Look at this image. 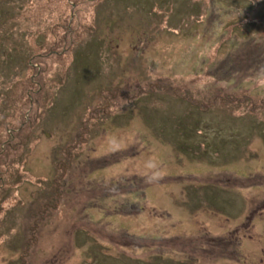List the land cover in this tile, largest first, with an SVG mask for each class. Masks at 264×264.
Masks as SVG:
<instances>
[{
    "label": "rangeland",
    "instance_id": "rangeland-1",
    "mask_svg": "<svg viewBox=\"0 0 264 264\" xmlns=\"http://www.w3.org/2000/svg\"><path fill=\"white\" fill-rule=\"evenodd\" d=\"M86 226L108 263L264 264V0H0V264H95Z\"/></svg>",
    "mask_w": 264,
    "mask_h": 264
},
{
    "label": "flooded vegetation",
    "instance_id": "flooded-vegetation-1",
    "mask_svg": "<svg viewBox=\"0 0 264 264\" xmlns=\"http://www.w3.org/2000/svg\"><path fill=\"white\" fill-rule=\"evenodd\" d=\"M150 93H152V92H150ZM160 93L161 94H164V92H160ZM137 95L138 94H136L134 96H137ZM134 96H132V97L135 98ZM135 100H136V98H135ZM101 115H102V113L96 114V116H94V118H92V120H95V119L99 118V116H101ZM103 115L107 116L106 114H103ZM111 117L112 116L110 115V118ZM37 124L39 125V122L37 123V121H35L34 123L33 122L30 123V125H31V127H30L31 129L30 130H32L33 127L37 126ZM12 140L13 139L10 136L9 143ZM58 197H59V195H58ZM85 228H87V229H85V234L87 235L86 237L89 238V239H91L92 241H94V243H93V245H88L87 249L84 251V255L83 256H85L87 258L92 257L93 258L92 261L95 264H114L113 262L108 263V262H106V260H112V261L115 260L117 262L120 257L114 256L112 254H110L109 255L110 257H108V258H106V257L104 258V256L101 253V250H103L104 246L101 245V244H99V243L97 244V242H96V236H95V234H93L92 232H90L91 230L89 229L88 226H86ZM64 232H65V236L67 238V239H65V241L70 242V243L71 242H74V244H76L78 242L77 241V235H76L78 233L77 230L74 231L73 229H70V230L64 231ZM91 235L94 236V237L91 238L92 237ZM104 236L108 239V241H109L110 244L116 245L112 241V238H113L112 236H110V235H108L106 233L104 234ZM30 237H31L30 238V241H34L35 240L34 238H36V237H34V235H31ZM84 244L87 245L85 241H84ZM110 244H107L106 243V245H105L106 248L113 247V245H110ZM108 245H110V246H108ZM62 247H63V249H61ZM62 247H59L60 249L57 250V252H60L61 251L60 253H57V255H53L52 257L50 256L48 258V264H66L70 260L72 261V256L74 254V247L71 246L70 251H69V249L66 246H62ZM55 250H56V248H55ZM29 251H30L29 248L23 247V251H21L20 253L17 254L16 260H19V264H31V263H33V260L30 261L29 259H27L29 257V254L31 252H33V251H31V252H29ZM144 253H145V255H149L148 257H146V259H144L145 264H167V260L164 259V258H162V257L161 258L155 257V258L152 259L151 258V256H152L151 251L150 252H144ZM152 260H153V262H151ZM135 261H137V260H135ZM88 262L91 263V260L88 261ZM179 264H180V262H179Z\"/></svg>",
    "mask_w": 264,
    "mask_h": 264
},
{
    "label": "bare ground",
    "instance_id": "bare-ground-1",
    "mask_svg": "<svg viewBox=\"0 0 264 264\" xmlns=\"http://www.w3.org/2000/svg\"><path fill=\"white\" fill-rule=\"evenodd\" d=\"M42 86V85H41ZM35 90H36V88H35ZM38 91L40 92V94L42 93V87H40V86H38ZM44 94V93H43ZM42 94V95H43ZM41 97L42 96H36V94H34L33 93V96L30 98V104H29V112H31V111H33L35 114L39 111V109H41V106H40V104H41ZM26 118L27 117H25L22 121H21V126L20 127H22L23 129L24 128H26V130L27 131H29L31 128V125H30V123L31 122H29V121H27L26 120ZM33 123L35 122V121H32ZM23 129H21L22 131H23ZM21 131V132H22ZM11 132V131H10ZM18 132H20V130L18 131ZM21 133H18L16 136L17 137H19V135H20ZM10 137V136H9ZM151 164H152V160H151ZM130 203V202H129ZM129 203L127 204V205H129ZM126 205V206H127ZM155 257H157V258H164V259H166V260H168V258H166V257H168V256H165L164 254H161V255H159V254H157V255H155L153 258H155ZM152 258V259H153ZM151 262H153V260L151 261Z\"/></svg>",
    "mask_w": 264,
    "mask_h": 264
},
{
    "label": "trees",
    "instance_id": "trees-1",
    "mask_svg": "<svg viewBox=\"0 0 264 264\" xmlns=\"http://www.w3.org/2000/svg\"><path fill=\"white\" fill-rule=\"evenodd\" d=\"M244 29H245L246 32H249L247 28L244 27Z\"/></svg>",
    "mask_w": 264,
    "mask_h": 264
}]
</instances>
